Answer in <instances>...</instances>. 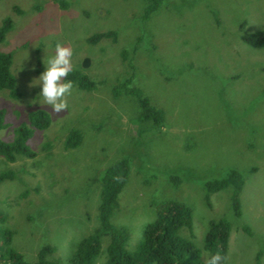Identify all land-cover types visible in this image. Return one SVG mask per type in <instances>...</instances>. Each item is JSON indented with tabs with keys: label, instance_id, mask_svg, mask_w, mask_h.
<instances>
[{
	"label": "rangeland",
	"instance_id": "obj_1",
	"mask_svg": "<svg viewBox=\"0 0 264 264\" xmlns=\"http://www.w3.org/2000/svg\"><path fill=\"white\" fill-rule=\"evenodd\" d=\"M147 6L145 0H0V22L12 21L0 52L12 55L19 94L11 99L0 91V140L11 141L30 111L43 110L50 120L27 141L33 158L0 157V171L14 173L0 183V226L25 261L48 245L53 259L70 264L78 241L97 227L103 171L125 158L128 176L110 222L126 232L128 250L154 220L156 204L175 200L191 210L192 242L204 262L207 223L222 219L229 227L222 264H264V45L243 39L264 35V0H161L145 18ZM105 32L113 38L89 41ZM57 42L72 49L73 70L93 83L91 91L73 86L59 114L43 103L36 80ZM126 79L127 88L136 87L162 112L161 124L138 122L136 98L113 95ZM72 129L80 142L64 149ZM229 172L241 179L238 215L230 209L231 186L210 194L204 186Z\"/></svg>",
	"mask_w": 264,
	"mask_h": 264
},
{
	"label": "trees",
	"instance_id": "obj_2",
	"mask_svg": "<svg viewBox=\"0 0 264 264\" xmlns=\"http://www.w3.org/2000/svg\"><path fill=\"white\" fill-rule=\"evenodd\" d=\"M148 6L144 10L145 18L157 9L161 0H145ZM63 6V4H62ZM12 21L5 17L0 22V43L10 31ZM112 37L113 34L105 32L95 34L89 41L96 42L100 38ZM244 41L252 47L264 45V35L261 33L244 36ZM126 51L120 56L125 57ZM11 53L0 52V91H6L11 99L19 97L15 79L10 71ZM79 90L91 91L93 83L80 71L72 70L66 77ZM129 79L118 84L113 89V95L120 91L134 96L138 101L140 113L138 122H149L159 125L163 120L160 110L151 107L146 98L136 87H128ZM264 95V92H263ZM264 100V99H263ZM4 111L0 109V130L5 127L3 122ZM48 114L40 109L30 111L26 121L21 122L13 130V139L9 142L0 140V157L6 163H13L16 158L31 159L35 153L27 145L34 131H42L49 125ZM80 142L79 132L70 130L63 140L64 149H73ZM128 176L127 159H120L104 171L101 178L99 203L97 206V227L87 236L81 238L69 259L70 264H94L100 253L104 256L101 264H206L214 254L225 256L229 233L228 223L222 219L208 221L207 230L202 242V251L207 254L206 261L200 259L201 251L192 242L191 210L183 203L175 200H163L155 206V218L144 226L141 239L132 250L126 248L127 234L124 230L115 228L110 220L117 207V196L123 189ZM14 178V173L8 169L0 171V183ZM173 185L175 178L171 177ZM241 179L235 172H229L224 179L207 182L205 188L208 194L220 191L227 186L232 187L230 196V209L234 215L239 214L237 195ZM0 216V224L3 222ZM12 233L0 226V264H60L51 256L54 249L48 245L42 246L32 262L25 261L20 253L11 246ZM101 238L107 239L105 249H101Z\"/></svg>",
	"mask_w": 264,
	"mask_h": 264
},
{
	"label": "clouds",
	"instance_id": "obj_3",
	"mask_svg": "<svg viewBox=\"0 0 264 264\" xmlns=\"http://www.w3.org/2000/svg\"><path fill=\"white\" fill-rule=\"evenodd\" d=\"M72 55L71 48L57 42L54 56L48 59L45 71L36 79L40 82L38 85H41L39 95L43 98V103L50 106L55 114L68 108L66 98L71 95L74 86L71 81H66V77L73 70ZM227 259L228 257L216 253L206 261V264H222Z\"/></svg>",
	"mask_w": 264,
	"mask_h": 264
},
{
	"label": "water",
	"instance_id": "obj_4",
	"mask_svg": "<svg viewBox=\"0 0 264 264\" xmlns=\"http://www.w3.org/2000/svg\"><path fill=\"white\" fill-rule=\"evenodd\" d=\"M85 65H86L85 62H83V63L81 64L82 67H84Z\"/></svg>",
	"mask_w": 264,
	"mask_h": 264
}]
</instances>
